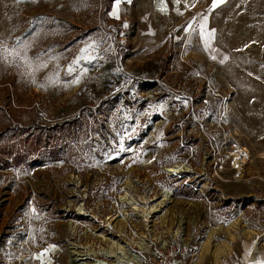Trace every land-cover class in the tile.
<instances>
[{
  "label": "rangeland",
  "instance_id": "374dc122",
  "mask_svg": "<svg viewBox=\"0 0 264 264\" xmlns=\"http://www.w3.org/2000/svg\"><path fill=\"white\" fill-rule=\"evenodd\" d=\"M213 3L156 30L134 0H0V134L70 125L61 160L0 170V264L97 249L126 192L172 195L184 264L264 262V0Z\"/></svg>",
  "mask_w": 264,
  "mask_h": 264
},
{
  "label": "built area",
  "instance_id": "2783aa9c",
  "mask_svg": "<svg viewBox=\"0 0 264 264\" xmlns=\"http://www.w3.org/2000/svg\"><path fill=\"white\" fill-rule=\"evenodd\" d=\"M144 198H149V200H146L147 205L155 200V198L150 199L148 195ZM134 199H139V202L145 200L135 197ZM163 200H165V205L159 208L160 211L147 216H140L132 208L124 206L123 209L125 207L126 209L129 208L126 211L130 213V218L124 221L122 211L110 219L102 221L100 230H103L104 233L99 234L101 240H99L97 249L93 248V251H86V249L77 247L74 243L69 245V254L71 252L70 257H68L69 264H184L185 257H183V253L193 248L195 236L191 235L190 223L186 221L188 218L183 215L182 211H179L173 217V224L169 223L168 215L170 213L168 214L167 208L172 204L170 203L172 195H164L161 201ZM120 202L125 205L122 200ZM81 209H83V214H80L79 210L75 211V214L87 217L88 211L85 205ZM65 210L67 213L69 212L66 207ZM122 228L125 230V240H127L125 244L129 245L131 243L128 257L100 256L101 250L108 248L104 238L121 239L119 231ZM197 232L199 238L202 227ZM75 250L78 255L73 256ZM95 250L98 252H95ZM94 252L95 254H93Z\"/></svg>",
  "mask_w": 264,
  "mask_h": 264
},
{
  "label": "trees",
  "instance_id": "16d2710c",
  "mask_svg": "<svg viewBox=\"0 0 264 264\" xmlns=\"http://www.w3.org/2000/svg\"><path fill=\"white\" fill-rule=\"evenodd\" d=\"M66 126L70 125L30 130L18 126L10 127L0 134V170L18 169L29 163H38L40 156L45 153L50 154L52 161L61 160L60 145L70 140L69 129ZM81 134L82 124L76 136L78 140ZM42 150L49 151L42 153Z\"/></svg>",
  "mask_w": 264,
  "mask_h": 264
},
{
  "label": "bare ground",
  "instance_id": "6f19581e",
  "mask_svg": "<svg viewBox=\"0 0 264 264\" xmlns=\"http://www.w3.org/2000/svg\"><path fill=\"white\" fill-rule=\"evenodd\" d=\"M208 51L210 53L215 54L217 57H220V55H218V53L215 50V47L213 46L212 43L209 44L208 46ZM179 170H181V166H171V167H167L166 171L169 172H178ZM132 195L129 192H126L124 194V196L120 197V200L123 201V203L125 204V206H128L130 208H132L137 214H139L140 216H147V215H151L154 212L160 211L159 208H162L165 205V200L160 201L159 203L156 204H152V205H147L148 202L146 200H142L143 202H139V199H134V197H131ZM143 199V198H142ZM158 199H160L159 197L155 198V201H157ZM166 199H168L166 197ZM171 200V198H170ZM141 201V200H140ZM155 201L153 200V203H155ZM70 203H73V201H71ZM145 204V205H141V204ZM170 203H173V201H171ZM126 209V207H125ZM79 213L83 214V209L79 208ZM123 217H124V221H127L130 218V213L126 210L123 211L122 213ZM120 237L121 239H115L113 240L112 238H104V241L107 244V249H103L101 250V252L99 253L100 256H109V257H128L129 254V245L131 243H129V245H126L125 242H127V240H125V230L122 228L120 231ZM124 241V242H123ZM124 243V244H123ZM77 251L75 250V253L73 254V256L78 255V253H76ZM71 254V252H70ZM122 255V256H121ZM38 257H43V255H37L35 258Z\"/></svg>",
  "mask_w": 264,
  "mask_h": 264
},
{
  "label": "crops",
  "instance_id": "0c3cea01",
  "mask_svg": "<svg viewBox=\"0 0 264 264\" xmlns=\"http://www.w3.org/2000/svg\"><path fill=\"white\" fill-rule=\"evenodd\" d=\"M134 1L135 9L131 12V18L136 21L148 23V28L160 30L163 28L164 23L169 24L180 20L181 14L183 13L181 8H184V5L190 0H179V3L176 0ZM127 11L125 13L128 16Z\"/></svg>",
  "mask_w": 264,
  "mask_h": 264
},
{
  "label": "snow or ice",
  "instance_id": "6c2138e0",
  "mask_svg": "<svg viewBox=\"0 0 264 264\" xmlns=\"http://www.w3.org/2000/svg\"><path fill=\"white\" fill-rule=\"evenodd\" d=\"M120 2H121V0H114V6L118 7ZM128 2H130V0H128ZM176 2L179 3V0H176ZM224 2H225V0H214L212 7L215 8V7L223 4ZM93 47H94V45H93ZM85 51H87V50H85ZM74 82L78 83V81H74ZM261 264H264V262H261Z\"/></svg>",
  "mask_w": 264,
  "mask_h": 264
}]
</instances>
